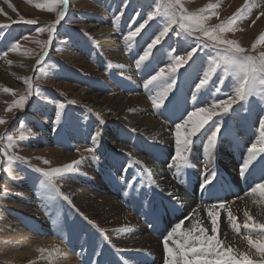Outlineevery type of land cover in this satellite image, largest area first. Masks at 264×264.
I'll return each mask as SVG.
<instances>
[{
  "label": "bare ground",
  "instance_id": "obj_1",
  "mask_svg": "<svg viewBox=\"0 0 264 264\" xmlns=\"http://www.w3.org/2000/svg\"><path fill=\"white\" fill-rule=\"evenodd\" d=\"M227 1L235 4L237 6L236 10L245 8V5L240 6L242 0ZM249 5L256 6V8L258 5H262L264 9V0H248V7L243 12L248 16ZM125 11L124 8H120L117 12L123 14ZM89 12L91 18H95L98 22L102 20L101 16L104 15L102 9L98 6L91 7ZM107 14L110 15V11ZM263 19H257V21L260 20L257 28L261 31V34H264ZM91 25L94 27L98 24L92 23ZM102 28L105 30H103V33L110 32L108 27ZM100 29L98 31H101ZM122 34V32L119 33V35ZM115 35L118 36V33ZM99 37L107 40L105 44L107 56L105 58L112 59L114 63L111 68L112 73L117 77L113 74L109 76V72L106 71L98 72L100 75L99 80L97 82L91 81L89 89L85 87L86 94H82L80 98L89 101V103L92 102L98 107L100 123L94 121L91 125L102 129L101 136L93 142L91 138L96 132L91 133V136H89L86 129L81 130L85 125L80 126L75 123L73 126L68 127L65 134L72 136V142L75 143V145L70 143L69 147H77V152L60 157L57 166L68 164L73 160L80 161L79 164L74 166V171L64 175L65 193L72 199L64 200L67 204L63 207L65 210L49 209L43 212L45 209H43L40 202L46 200L43 198L46 192L40 191L37 184H33L32 189L28 188L27 184H23V187L19 189L21 191V194H19L20 205L12 210L8 221H4L0 217V255L3 254V258L0 256V260L4 261L5 264H165L166 253L163 242L168 234L172 232L180 215H189L182 225L184 231L193 229L194 225L198 223L199 226L207 229V235H213L211 218L207 215L208 210H213L206 204H199L202 201L217 203L216 197L211 193L212 185L217 187L219 197L224 199L225 202L224 208L214 209V212L218 214L217 238L222 241L225 248H231L232 252L241 258H243L240 255L241 253L247 255L253 261L264 258L247 243L246 237L251 234L252 238L256 239V234L249 233L243 228L246 219L244 216L245 211L249 212L255 222L264 223V197L260 196L259 193L246 195L247 192H244L238 186L239 183H243L244 186L249 184L250 190L254 186L250 179L264 175L259 166H256L250 175L241 176L240 174L243 164L242 157L247 158L248 148L253 143L259 144L260 134L258 135V133L261 130V122L264 121V105L262 106L252 100L234 104L235 111L232 112L234 119L230 134L227 136L222 135V139H217L215 148L212 150L211 162H209V152L204 147L206 143L204 133L212 124L210 125L209 122L205 124L201 132L198 133L199 138H194L193 150L187 155L190 163L189 170L194 174H199L193 178V181L186 183V190H180L186 178L177 180V171L174 165L170 159H165L164 154L160 151L162 148L174 146V131L170 128V123L177 121L179 114L176 112L179 110L175 109L172 113L154 112L152 102L144 98L145 87L138 85V83L140 80H146V78L145 76L143 78L139 77L140 80L137 78L139 75L137 74L138 68L133 57H136L134 51L139 50V48L137 50L130 48L127 49V52L125 50L119 52L118 46H121L123 38L118 36L119 38L112 39L106 35H99ZM3 48L4 45H0V51ZM84 49L90 59L95 61V48L86 45ZM152 60V64L146 68V71H152L153 74L158 65L160 66V62L161 64L163 61L166 62L167 58L160 51L155 54ZM5 61L6 58L2 60V63L5 64ZM200 62L201 60L196 58L194 63L190 64L188 70L185 71V75L190 77V81H188L190 84L194 79L193 87L198 83L196 75L199 73L198 66ZM88 69H85V71L95 75L93 70ZM126 70L135 73H121ZM15 75L14 78H17V74ZM130 75H132V78L136 77L134 79L127 78V81L131 79L128 84L122 80L118 81L120 77ZM17 79L22 82L25 81L24 77ZM132 80L134 81L133 84ZM83 84H85V81ZM61 86L64 87L65 84ZM214 87L219 89L224 87L223 91H233L234 93V85L220 87L216 81L214 86H207L205 89L211 93L205 99L207 104H212L215 100L212 95L214 92L212 90H215ZM184 90L187 89L184 88ZM179 92L185 103L186 98L182 96L184 93L181 89H179ZM200 103L199 93L196 94L195 99L193 97L188 100V105L190 104L194 108H197ZM178 108L182 109L183 105L179 104ZM159 110L166 111L163 107ZM194 119L199 120L201 118L195 117ZM42 121L52 123V120L49 122L48 119ZM101 121L104 124H101ZM116 122L121 123L122 126L116 124ZM109 124L113 132L105 128V125ZM116 125L125 129L120 137L122 142L125 143H123L124 145L118 144V141H116L118 138L115 131ZM56 127L54 126L53 130ZM65 128L60 127L57 132L64 134ZM108 131L110 134H107ZM49 133L51 131L47 125L38 136L46 137L48 142L54 144L58 137L54 135L55 133L52 135ZM133 134L137 136L142 134L155 144L156 152L153 153H155L154 156L158 165L153 163L154 161H151L150 164L146 163L148 166L145 165L143 156H140V153L134 150L139 151V148ZM78 136L82 141L78 140ZM222 140L226 142L227 149L223 147ZM85 142L91 143L95 148L96 155L94 157L80 158L82 151L85 149L83 145ZM113 150H115V153H128L130 156L127 168L119 172L120 176L123 177L122 179L117 178L110 171L111 166L109 164L111 163ZM158 150L159 153H157ZM217 156L220 157V160L219 165L216 166L214 160ZM232 156L234 160L230 159ZM95 157H98V159ZM261 157H264V153H261L257 159ZM245 159H243V162ZM148 172L152 175V185L147 191V195H144L141 181L144 176H147ZM211 172H215V178L210 184H205V176ZM172 173L175 174V180L181 186L172 180ZM71 176H76L77 180L71 179ZM200 176L199 183H195V180H199ZM236 184L237 188H234ZM36 189L37 194H35ZM161 190L164 192L170 191L169 194L174 196L172 199H170V196L166 197L171 200V202L166 201V205L158 197ZM195 191L196 194L193 195ZM59 194L57 192L53 193L54 196L63 198ZM34 195H37V197L33 198ZM122 205L132 206L130 212ZM229 211L241 225L239 232H236L229 222ZM163 212L168 216H162ZM169 244L172 245L171 239ZM41 249L44 251H41ZM145 257L148 258L147 261L144 260Z\"/></svg>",
  "mask_w": 264,
  "mask_h": 264
},
{
  "label": "rangeland",
  "instance_id": "obj_2",
  "mask_svg": "<svg viewBox=\"0 0 264 264\" xmlns=\"http://www.w3.org/2000/svg\"><path fill=\"white\" fill-rule=\"evenodd\" d=\"M48 3L49 0H0V45H4V48L0 51V119H4L6 121V123L0 124V134L11 135L14 138V144L10 150L7 149L8 142L6 139L0 141V150H7L9 155H17L24 158L9 164L7 157L0 155V217L4 221H8L10 219V215L12 214V210L16 206L20 205L19 194H21V191H19V189L23 187V184H27V187L30 189H32L33 184H37L40 187V191L46 192L43 196L46 200L44 202H40L43 209H45L43 212L48 211L49 209H59L60 211L65 210L63 207L65 205L67 206V204L64 199L54 196L53 193L55 191L49 192V189L46 188L43 182L45 178L41 173L36 172L35 169L41 168L48 170L50 168L59 167L57 164L60 157H65L67 154H75L77 152V147H69L70 143L75 145V143L72 142V136H67L65 134L68 127L73 126L75 123H78L80 126L85 125L81 130L86 129V133H89V136H91V133L102 131V129H98V127L91 125L94 121L96 123H100V117L98 116L99 114L97 111L98 107L94 105V103H89V101L80 98V96L86 91L85 87L88 88L90 86L89 84L91 81L97 82L99 80L100 75L98 72L106 71L109 72V76L112 74L116 76L112 73L113 70L111 69L114 66L112 59H108L107 57L105 58V56H107L105 47L107 40L100 39L99 35H106L112 39H116L118 36L123 38L129 31H134L135 28L147 18V14L150 11H154L157 4L162 3V0H110L108 2L107 0H69L64 19L60 21L59 25H57V31L53 35L51 44L45 47V42L49 39L48 31L45 30L44 32H38L37 29L55 23L58 13L60 12V6H56L55 11H48L46 8L36 7L37 4L47 5ZM179 3L183 6V10L187 14H200L201 9H205L208 5H212L214 11L205 13L207 18L204 26L209 29H214L220 23L226 22L238 11L236 10L237 6L235 4H231V2L227 0H179ZM240 4V6L245 5V0H242ZM94 6L101 8L104 13V15L101 16L102 20L99 22L95 18H91L92 16L89 12V9ZM120 8H124L126 10L122 15L117 12ZM257 8L256 6L252 7L249 5V16L243 13L242 18L238 20L234 26V30L221 33V37L223 39L234 41L240 47L244 48V55L259 56L260 53L264 52V40L260 39V37L264 34H261V31L257 28L260 21H257V19L264 18L263 15H260L261 12H264V9L262 5H258ZM108 11H110V15L107 14ZM177 11H180V9L177 8ZM116 16H120V19L115 20ZM29 19L35 20L36 23H24V20ZM164 22L165 20L162 16L155 17L153 20L149 21L145 28L141 30V33L134 38V42H129L132 44L131 49L134 48L137 50V48H139V50L134 51L136 52V57L133 56L135 60L138 59L139 55H142L147 44L151 42V39L154 38L160 30H162ZM92 23H97L98 25L93 27L91 25ZM5 25H7V27H4ZM102 27H108L110 32H107L106 34L103 33L105 30ZM99 28H101V31H98ZM177 30V25H173L169 33L153 48L152 54L149 57L150 61H145L141 67L138 68L137 74L139 75L137 78H143L145 76L146 80H148L151 75H154L155 72L159 70L160 67H166L169 63H171L174 56L186 55L192 47L196 46L195 37L201 35L199 32H197L195 36H188L185 33L182 36L177 37L175 35V31ZM120 32L123 34L119 35ZM117 33L118 36L115 35ZM205 42L210 43L207 40H205ZM86 45L95 48L94 53L97 60H91L90 56L85 53L84 48ZM13 46H16L15 51H10ZM118 47L119 52H123V50L127 52V49H130L124 40L121 43V46ZM172 49L175 51H171ZM160 51L166 56L168 61H163L162 64L160 62V66L158 65L153 74L152 71L147 72L146 68L152 64L151 62H153L152 59L155 54ZM4 52H9L8 55H10H7L8 57L4 56ZM3 57L6 58V61L4 62L5 64L2 63V60L4 59ZM195 57L201 60L198 66L199 73L196 75L197 82H199V78L202 77V74L207 69L210 61L218 58L217 50L204 48L201 45L198 48L197 53L194 54L193 58L189 60L187 64L180 67L175 73L176 85L174 86L172 93H169V96L165 100L163 106L166 111L157 109L154 110V112L158 111L169 113L174 112L175 109L179 110L176 112L179 114V118L176 119L177 121L170 123V128H172L173 131L175 129V124L181 122V120L186 117L188 112L195 109L190 104L188 105V100L194 97V93L195 96L197 93H199L200 96L201 103L198 107L205 108H210L213 103H219L222 100L228 99L229 96L234 95L233 91H223L224 85H234V79L231 75L225 77L221 67L211 77L207 86L212 87L217 81V85L223 88L216 91L217 88L214 87L215 90H212L214 91L212 95L215 100L212 104H207L205 99H207V96L211 94L209 90H205L207 86L201 91L196 92L195 87H193V83H195V81H193L194 79H192V83L190 84L188 82L190 81V77L185 75L186 69L188 70L190 64H193L196 60ZM38 60L41 61V64H37ZM9 61H11V63H9ZM85 69L93 70L95 75L88 73L89 71H85ZM129 72L132 74L135 73L134 71L131 72V70H126L121 73L126 74ZM13 74H17V78H29L32 85L33 94L29 97L22 110L14 107V102L19 99L20 96L26 95L29 89L25 81L22 82L19 79L14 78ZM125 77L126 76L120 77L118 81L122 80L128 84L131 79H134L136 76L134 78H132V75L127 76L126 78ZM127 78L131 79H128L127 81ZM146 80H140L138 85L140 84V86L142 85L145 87ZM227 80H229V82H227ZM84 81L85 84H83ZM221 81L223 82L221 83ZM133 83L134 81L132 80V84ZM62 84H65V86L62 87ZM103 84L105 83L103 82ZM6 88L11 89L12 91L5 92ZM184 88L187 90H184ZM179 89H181L184 93L182 96L186 98V107ZM157 91H159L158 88L154 85H150V87L144 89L143 96H145L144 98L147 101L150 100L149 102H151L150 97L155 96ZM249 100L256 101L262 106L264 105V99L251 97ZM72 101H74V103H70ZM60 104H63L64 108L61 110V118L59 124H57L56 113ZM179 104L183 105L182 109L178 108ZM10 107L12 110L8 111ZM232 109L233 110L227 114L216 115L208 120L210 125L214 122L219 123L221 131L218 133V139H222V135L227 136L230 134L231 124L234 119L232 115V112L235 111L234 105L232 106ZM212 111L220 112V109H212ZM198 117L203 119V114ZM47 119L49 122L52 120V123L42 121ZM45 123L46 125H44ZM116 124L122 126L119 122H116ZM47 125L51 131L49 134L52 135L55 133L54 135L58 137L54 144L50 141L48 142L46 137L38 136L44 131ZM54 126H57L55 130H53ZM116 126L115 131L118 137V140L116 139V141H118V144L124 145L125 143L122 142L120 137L123 135V130L125 129L118 125ZM60 127H66L64 129V134H60L59 131L57 132V129ZM105 128H108L111 132H113L110 124L105 125ZM21 133H23L25 137L23 140L19 139ZM107 134H110V132L108 131ZM259 134L260 133H258V135ZM79 136L78 140L82 141ZM133 138H135L137 142L136 145L139 148V151L137 149L134 150L139 152L140 156H143L145 165L150 164L151 161H154L153 163L158 165L157 159L154 156L155 153H153L156 152L155 144L151 140L147 139L148 137H144L142 134H140V136L133 134ZM173 141V147L170 146L171 148H162L160 151L164 154L165 159H170L171 163L174 165L172 157L175 154V140ZM83 145L85 149L91 148L93 151L89 153L85 152L84 149L80 158L83 159L87 156L94 157L96 155V150L91 143L85 142ZM223 145V147L227 149L226 142L223 141ZM193 146L194 144L191 146L190 151L193 150ZM114 151L115 150H113V154H111V163L109 164L111 166L110 171L117 178L122 179L123 177L120 176L119 172L127 168L130 156L128 153L126 154L120 152L118 154ZM157 153H159V150ZM188 153H186V155H188ZM95 158L98 159V157ZM245 158V156L242 157V163ZM230 159L234 160V157L232 156ZM44 160L50 161V163L45 164ZM219 160L220 157L218 158L217 156L214 160V165H219ZM65 174H62L61 177L56 179V188L60 190L59 195L62 197L67 196L68 200H71L72 198L65 193L66 190L64 189ZM198 174L199 173L194 174L187 167L176 174L178 181L182 180V178H186L182 186L177 180H175L176 176L173 173L172 180L181 186L180 190L184 191L186 183L193 181V178L198 176ZM80 176L84 178L81 174ZM262 178H264V175L259 176L258 178L250 179V182L255 184L260 182ZM71 179L77 180L76 176H71ZM200 179L201 176L199 180H195V183H199ZM141 182L143 193L144 195H147V191L152 185V175L148 172L147 176H144V179ZM238 186H240L244 192H250L249 184H245L244 186L243 183H239ZM234 188H237V184L234 185ZM159 193V196H157L159 199L164 201V205H166V201L171 202V200H168L166 197L170 196V199L174 197L169 194L170 191L164 192L161 190ZM211 193L216 197V204L212 201H202L199 202V204L208 205L214 212V209L219 208L218 210H220L219 203L224 202V199L219 197V191L215 185H212ZM35 194H37V189ZM194 194H196V191L193 192V195ZM32 197L36 198L37 195ZM122 206L129 212L132 207L128 205ZM162 216H168V214L163 212ZM188 217V214L180 215L176 222L179 223L181 220L184 223ZM232 254L236 255L233 252ZM2 255L3 254L0 256ZM237 256L239 257V255ZM239 258L243 259L241 257ZM144 260L147 261L148 258L145 257ZM261 261H264V258L257 260V262ZM0 264L5 263L4 261H1Z\"/></svg>",
  "mask_w": 264,
  "mask_h": 264
},
{
  "label": "snow or ice",
  "instance_id": "obj_3",
  "mask_svg": "<svg viewBox=\"0 0 264 264\" xmlns=\"http://www.w3.org/2000/svg\"><path fill=\"white\" fill-rule=\"evenodd\" d=\"M56 6H60V12L58 13L55 23L37 29L38 32H44L45 30L48 31L49 39L45 42V47L51 44L53 35L57 31V25H59L60 21L64 19L68 8V0H49L47 5H36L37 8H46L48 11H55ZM247 7L248 0H245V8ZM177 8H179L180 11H177ZM245 8L238 10L233 17L226 22L220 23L216 28L209 29L204 26L207 18L205 13L214 11L212 5H208L207 8L201 9L200 14H187L183 10V6L180 5L179 0H162V3L157 4L155 10L150 11L147 14V18L140 23L134 31H129L123 37L127 46L131 48L132 44L129 42H134V38L141 33V30L145 28L149 21L157 16H162L164 18L165 22L163 23L162 30L151 39V42L147 44L142 55H139L138 59L135 61L136 67L140 68L145 61L149 60L153 48L169 33L173 25H177L178 30L175 31L177 37H180L185 33L188 36H195L197 32L201 34L200 36L195 37L196 46L192 47L186 55L174 56L171 63L166 67H160L159 70L156 71L154 75H151V77L145 82V88L154 85L159 89L155 96L150 97L154 109L159 110L164 106L165 100L176 85L175 73L180 67L187 64L189 60L193 58L201 45L204 48L217 50L218 58L210 61L207 69L203 72L202 77L199 78V82L195 85L196 92L204 89L211 77L221 67L225 77L231 75L234 79V95L229 96L228 99L222 100L219 103H213L210 108H195L193 111L188 112L181 122L175 124V154L172 157V160L177 172L190 166L186 153L190 151L191 146L195 143L194 138H199L198 133H200L205 124L208 123V120L213 116L229 113L233 110L232 106L234 104L248 101L251 97L264 99V52L260 53L259 56L244 55V48L240 47L234 41L225 40L221 37V33L234 30V26L238 20L242 18ZM260 15H264V12H261ZM119 19L120 16L115 17V20ZM24 23L35 24L36 21L29 19L24 20ZM4 27H7V25ZM260 39L264 40V35H262ZM205 40L210 43H206ZM15 48L16 46H13L10 51H15ZM171 51L174 52L175 50L172 49ZM3 55L7 56L8 52H4ZM9 63H11V61H9ZM37 64H41V61L38 60ZM222 82L223 81H221V83ZM25 83L28 85V93L20 96L19 99L14 102V107L21 110L24 108L29 97L33 94L30 79L26 78ZM11 91V89H5V92ZM216 91H219V88H217ZM70 103H74V101ZM63 108V104L58 106V111L56 113L57 123L60 121L61 110ZM217 108L220 109V112L212 111V109ZM11 110L12 108L10 107L8 111ZM201 114H203V119H194V117H198ZM4 123H6V121L0 119V124ZM101 123H103V121H101ZM220 131L221 128L219 123L214 122L204 133L206 136L204 147L209 152V162H211L212 150L215 148L218 133H220ZM100 136L101 132L97 131L91 139L95 142ZM24 138L23 133H21L19 139L23 140ZM5 139L8 142L7 149L10 150L13 147L14 138L11 135L0 134V141ZM92 151L93 149L91 148L85 149V152L91 153ZM261 153H264V121L261 122L259 144L253 143L248 148V156L244 160L240 169L241 176H245L246 174L250 175L251 171L254 170L256 166H259L262 173H264V157L257 159ZM0 155L6 156L9 164H12L16 160L24 159L17 155H9L7 150H0ZM44 163L49 164L50 161L44 160ZM79 163V160H73L63 166L50 168L48 170L36 168L35 171L41 173L45 178L43 182L49 191H55L59 194V190L56 188V179L61 177L62 174L74 171V166ZM170 167H172V165H170ZM215 175V172L206 175L205 184H210L215 178ZM257 193L264 197V178H262L260 182L255 183L250 189V192L246 193V195H255ZM63 199L68 200V197L64 196ZM219 207L224 208L225 202H220ZM207 215L211 218L213 235H207V229L199 226L198 223L194 225L193 229L187 231H184L182 228L183 221L174 226L172 232L168 234V237H166L163 242L166 253L165 264H264V261H253L243 253L240 254L243 256V259H240L237 255H233L232 249L225 248L222 241L216 236L218 231V214L208 210ZM244 216L246 219L243 228L249 233L256 234V239H253L251 234L248 235L246 237L247 243L255 248L257 253L264 256V223L255 222L248 211L244 212ZM85 219L87 218L85 217ZM228 219L232 228L236 232H239L241 225L236 221V218L230 211L228 212ZM89 223H91V221H89ZM197 232L199 234H196ZM170 239L172 240L171 246L169 244ZM41 251L44 250L41 249Z\"/></svg>",
  "mask_w": 264,
  "mask_h": 264
}]
</instances>
